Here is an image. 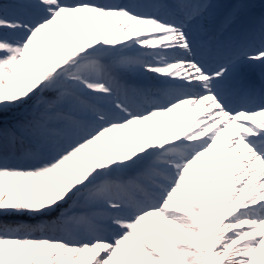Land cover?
Segmentation results:
<instances>
[{
  "label": "snow or ice",
  "instance_id": "1",
  "mask_svg": "<svg viewBox=\"0 0 264 264\" xmlns=\"http://www.w3.org/2000/svg\"><path fill=\"white\" fill-rule=\"evenodd\" d=\"M0 264H264V0H0Z\"/></svg>",
  "mask_w": 264,
  "mask_h": 264
},
{
  "label": "bare ground",
  "instance_id": "2",
  "mask_svg": "<svg viewBox=\"0 0 264 264\" xmlns=\"http://www.w3.org/2000/svg\"><path fill=\"white\" fill-rule=\"evenodd\" d=\"M191 118V117H190Z\"/></svg>",
  "mask_w": 264,
  "mask_h": 264
}]
</instances>
